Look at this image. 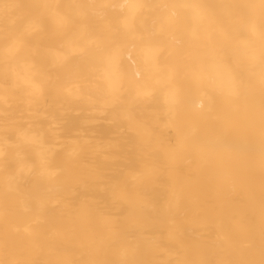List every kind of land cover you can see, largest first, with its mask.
I'll return each mask as SVG.
<instances>
[{
	"label": "bare ground",
	"instance_id": "bare-ground-1",
	"mask_svg": "<svg viewBox=\"0 0 264 264\" xmlns=\"http://www.w3.org/2000/svg\"><path fill=\"white\" fill-rule=\"evenodd\" d=\"M0 264H264V0H0Z\"/></svg>",
	"mask_w": 264,
	"mask_h": 264
}]
</instances>
